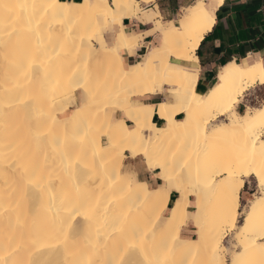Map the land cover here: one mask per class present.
<instances>
[{
  "label": "snow or ice",
  "instance_id": "1",
  "mask_svg": "<svg viewBox=\"0 0 264 264\" xmlns=\"http://www.w3.org/2000/svg\"><path fill=\"white\" fill-rule=\"evenodd\" d=\"M246 6L0 0V264H264V48L223 55Z\"/></svg>",
  "mask_w": 264,
  "mask_h": 264
},
{
  "label": "crops",
  "instance_id": "2",
  "mask_svg": "<svg viewBox=\"0 0 264 264\" xmlns=\"http://www.w3.org/2000/svg\"><path fill=\"white\" fill-rule=\"evenodd\" d=\"M190 0H176L175 19L180 18V13L184 7L189 4ZM246 3V7L229 8V13L236 18V32L229 41V45L226 48L223 55L231 57L232 60L238 59L236 53H246V50H257L264 48V0H230V3ZM147 49L145 48L138 58L134 59L133 64L141 61L144 55H146ZM127 63V58H125ZM229 61L225 59V63ZM219 70V69H217ZM211 82V81H210ZM207 86H205V92ZM161 125V124H159ZM195 228L187 229L183 234L184 239H193L195 236Z\"/></svg>",
  "mask_w": 264,
  "mask_h": 264
},
{
  "label": "bare ground",
  "instance_id": "3",
  "mask_svg": "<svg viewBox=\"0 0 264 264\" xmlns=\"http://www.w3.org/2000/svg\"><path fill=\"white\" fill-rule=\"evenodd\" d=\"M103 2H104V0H90V3H92V4H102ZM113 3H115V0H113ZM179 20H180V18L177 19V22H178ZM175 39H176V40H179L180 37L177 36V37H175ZM173 62H176V61H175V57H173ZM139 63H140V62H139ZM139 63H136V64H139ZM257 63H259L258 60H257ZM134 65H135V64L130 65V64H126V62H124V66H123L122 68H117L116 71H117V72H120V73L131 72V71L133 70V66H134ZM105 70H107V66H105ZM147 71H152L151 67H149V68L147 69ZM256 86H259V84L257 83L255 86H250L249 88L245 89V92L247 93L248 91H250L251 89H253V88L256 87ZM245 111H247V109H245ZM253 115H255V109H253ZM158 127L161 128V129H163V128L165 127V125H164V124H161V125H158ZM153 135H155V133H153ZM197 231H198V230L196 229V232H197ZM181 239H182V240H193V241L196 240V238H195V239H184V238H182V236H181ZM197 239H198V237H197Z\"/></svg>",
  "mask_w": 264,
  "mask_h": 264
},
{
  "label": "rangeland",
  "instance_id": "4",
  "mask_svg": "<svg viewBox=\"0 0 264 264\" xmlns=\"http://www.w3.org/2000/svg\"><path fill=\"white\" fill-rule=\"evenodd\" d=\"M179 15H180V14H179ZM142 59H143V58H142ZM142 59H141V60H142ZM140 62H141V61H140ZM138 63H139V62H138ZM259 87H260V86H256V87H254L253 89H251L250 91H248L247 93H250V92H252V91H257V90L259 89ZM195 231H196V229H195ZM197 237H198V236L196 235V232H195V236H194L193 239H195V238L197 239Z\"/></svg>",
  "mask_w": 264,
  "mask_h": 264
}]
</instances>
